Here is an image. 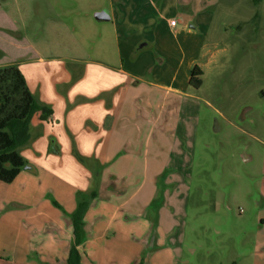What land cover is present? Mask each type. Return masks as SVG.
Segmentation results:
<instances>
[{
  "label": "rangeland",
  "instance_id": "rangeland-1",
  "mask_svg": "<svg viewBox=\"0 0 264 264\" xmlns=\"http://www.w3.org/2000/svg\"><path fill=\"white\" fill-rule=\"evenodd\" d=\"M110 1L0 0V13L10 23L0 26V60L11 57L4 48L12 41L27 39L46 56L98 59L101 34L111 25L97 16L110 9ZM209 8L207 41L215 58L204 68L202 87L192 91L197 98L187 100L186 117L177 119L179 134L167 132L171 97L154 125V136L164 135L148 152L167 162L163 172L153 181L120 180L124 193L104 189L98 198L97 204L126 202L124 216L131 211L139 222L105 225L107 238L91 245L84 264H264V0L259 6L216 0ZM112 51L117 56L115 46ZM26 151L20 149L28 161ZM173 161L186 176L170 173ZM47 186L31 206H20L14 201L19 183L0 182V264H66L72 240L58 252L43 249L37 238L53 226L45 216L64 217L52 203L56 188ZM148 199L147 208L133 210ZM154 218L155 235L140 225V219Z\"/></svg>",
  "mask_w": 264,
  "mask_h": 264
},
{
  "label": "crops",
  "instance_id": "crops-1",
  "mask_svg": "<svg viewBox=\"0 0 264 264\" xmlns=\"http://www.w3.org/2000/svg\"><path fill=\"white\" fill-rule=\"evenodd\" d=\"M215 1H110L111 20L104 22H109L111 29L102 32L98 59L90 61L46 56L26 38L29 43L25 48L33 56L20 59L19 69L33 95L52 108L54 115L49 122L41 123L38 117L32 122L33 141L24 153L29 170H23L13 182L20 187L19 197L14 199L18 205L31 206L48 185L49 189L56 188L55 201L71 214L78 205L77 193L94 188L95 174L104 183L112 177L116 182L130 183L153 181L163 172L167 162L159 154L148 152L164 135L158 132L155 137L154 125L166 110L165 100L171 97L167 132L179 134L182 127L175 123L186 117L187 100L197 98L190 86L191 73L198 66L203 80L204 68L210 67L215 58L207 41L213 19L208 10ZM197 29L201 35L196 34ZM114 46L117 56L112 51ZM52 146L57 151L52 152ZM74 150L83 158L82 163ZM174 162L170 173L186 176L187 171L175 169ZM154 190L152 186L149 197L154 196ZM97 202L85 216L91 239L79 248L83 264L90 260L91 245L107 238L103 230L111 221L115 227L139 222L131 211L132 215L124 216L126 202ZM148 203L149 199L137 203L133 210L147 208ZM49 207L46 205L45 210ZM45 217L53 226L37 238L43 249L61 252L73 240L72 228L63 215L55 220ZM140 220L142 229L150 230V221Z\"/></svg>",
  "mask_w": 264,
  "mask_h": 264
},
{
  "label": "trees",
  "instance_id": "trees-1",
  "mask_svg": "<svg viewBox=\"0 0 264 264\" xmlns=\"http://www.w3.org/2000/svg\"><path fill=\"white\" fill-rule=\"evenodd\" d=\"M255 6H259L263 0H251ZM9 25V21L4 14L0 13V26ZM25 44H18L13 41L10 49L4 47L5 55L12 54L6 63L0 60V182L11 184L18 175L29 167V162L24 159L20 149L28 146L33 137L31 134V125L33 120L38 117L41 123L49 122L54 110L49 106L43 105L30 91L26 77L21 73L18 61L24 57H32L33 54L25 48ZM6 60V59H5ZM203 72L195 66L191 73L190 86L194 90H199L203 85ZM51 151H57L54 146ZM74 154L79 162L83 158L74 150ZM94 188L89 192L77 193V208L69 214L65 212L62 206L54 199L52 203L55 207L61 209L65 221L72 228L73 242L67 252L66 264H82V254L79 250L89 239L91 231L86 230L85 216L92 207L93 202L101 197L103 186L106 192L117 194L125 192V184L116 183V178L112 177L104 183L99 180L98 175H94ZM120 188V189H119ZM158 201V200H156ZM160 201V200H159ZM151 222L150 231L155 235L157 223L155 218ZM264 226V222L261 223ZM139 264H143L142 262Z\"/></svg>",
  "mask_w": 264,
  "mask_h": 264
},
{
  "label": "water",
  "instance_id": "water-1",
  "mask_svg": "<svg viewBox=\"0 0 264 264\" xmlns=\"http://www.w3.org/2000/svg\"><path fill=\"white\" fill-rule=\"evenodd\" d=\"M101 21H109L110 16H109V10H103L102 12H100L97 16ZM26 170H29V167L25 168Z\"/></svg>",
  "mask_w": 264,
  "mask_h": 264
},
{
  "label": "built area",
  "instance_id": "built-area-1",
  "mask_svg": "<svg viewBox=\"0 0 264 264\" xmlns=\"http://www.w3.org/2000/svg\"><path fill=\"white\" fill-rule=\"evenodd\" d=\"M172 25H175V22H172Z\"/></svg>",
  "mask_w": 264,
  "mask_h": 264
}]
</instances>
